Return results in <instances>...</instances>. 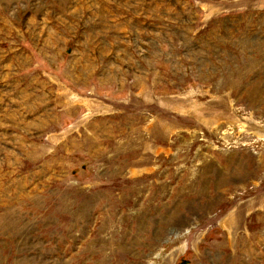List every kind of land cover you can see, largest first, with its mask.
I'll list each match as a JSON object with an SVG mask.
<instances>
[{
	"label": "rangeland",
	"instance_id": "rangeland-1",
	"mask_svg": "<svg viewBox=\"0 0 264 264\" xmlns=\"http://www.w3.org/2000/svg\"><path fill=\"white\" fill-rule=\"evenodd\" d=\"M0 264H264V0H0Z\"/></svg>",
	"mask_w": 264,
	"mask_h": 264
}]
</instances>
